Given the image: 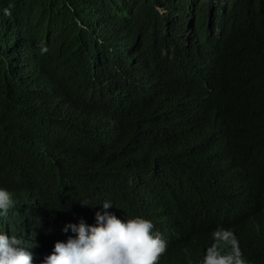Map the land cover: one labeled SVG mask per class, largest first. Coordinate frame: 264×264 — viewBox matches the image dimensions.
<instances>
[{"label":"trees","instance_id":"16d2710c","mask_svg":"<svg viewBox=\"0 0 264 264\" xmlns=\"http://www.w3.org/2000/svg\"><path fill=\"white\" fill-rule=\"evenodd\" d=\"M0 186L35 264L80 199L150 219L157 264H264V0H0Z\"/></svg>","mask_w":264,"mask_h":264},{"label":"clouds","instance_id":"9594fccd","mask_svg":"<svg viewBox=\"0 0 264 264\" xmlns=\"http://www.w3.org/2000/svg\"><path fill=\"white\" fill-rule=\"evenodd\" d=\"M4 14L11 15V12L5 9ZM33 44L38 48L41 43L30 37L29 28L14 27L9 47L16 60L32 53ZM80 200L83 206H100L95 212V222L89 224L81 218L79 222L66 223L62 231L66 234L71 231L72 235L66 241H56L51 253L39 264H157L166 250V241L154 231L150 219L118 217L109 211L113 205L111 201L91 204ZM15 204L13 192L0 186V217L7 216ZM28 247L18 235L0 229V264H35ZM205 264H231V260L209 255Z\"/></svg>","mask_w":264,"mask_h":264}]
</instances>
